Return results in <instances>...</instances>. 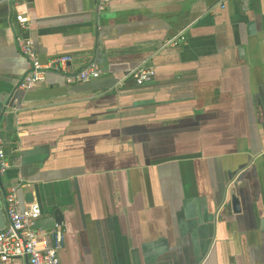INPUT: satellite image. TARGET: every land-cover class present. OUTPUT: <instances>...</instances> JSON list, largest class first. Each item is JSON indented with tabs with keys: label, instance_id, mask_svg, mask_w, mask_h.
Masks as SVG:
<instances>
[{
	"label": "crops",
	"instance_id": "1",
	"mask_svg": "<svg viewBox=\"0 0 264 264\" xmlns=\"http://www.w3.org/2000/svg\"><path fill=\"white\" fill-rule=\"evenodd\" d=\"M19 37L102 73L26 90ZM7 102L6 175L38 227L62 213L61 264H264V0H0Z\"/></svg>",
	"mask_w": 264,
	"mask_h": 264
},
{
	"label": "built area",
	"instance_id": "2",
	"mask_svg": "<svg viewBox=\"0 0 264 264\" xmlns=\"http://www.w3.org/2000/svg\"><path fill=\"white\" fill-rule=\"evenodd\" d=\"M16 19L23 27H29L28 17L23 13L17 14ZM18 46L21 53L28 56L31 61L30 70L21 83L26 90L44 81L49 72L63 75L68 82L87 81L99 77L102 73L99 64L94 61L83 69L70 73L67 69L71 61L70 55H61L42 62L32 38L29 37H19ZM156 74L154 67L146 65H141L130 73L138 85L152 81ZM12 164L6 153L0 149V177L3 183V188L0 187V207L5 219L4 226L0 227V264H61L60 251L65 243V231L60 224L52 229L38 227L37 221L43 215L40 204L36 202L26 203L25 206L21 204L20 182L5 186L3 177Z\"/></svg>",
	"mask_w": 264,
	"mask_h": 264
},
{
	"label": "water",
	"instance_id": "3",
	"mask_svg": "<svg viewBox=\"0 0 264 264\" xmlns=\"http://www.w3.org/2000/svg\"><path fill=\"white\" fill-rule=\"evenodd\" d=\"M250 29L254 31V24H250ZM8 105H9V102H7V104L3 108L2 113H0V124H1V120H2V118L4 116V114H5V111H6L7 107H8ZM0 187L3 188L2 177H0ZM77 192H78V197H79V204H80V211H81L82 220L85 223V215H84L83 206H82V203H81V200H80V194H79L78 187H77ZM26 200L28 202H32L34 200V197H33L32 193H28L27 194ZM232 203H233L234 211L239 212L241 210L240 200H239V198L236 195L232 196ZM56 221H57L58 224H61L62 221H63V215H62V213L60 212L59 209L56 210ZM4 224H5V219H4V216L2 214L1 207H0V227H3ZM263 225H264V221H263Z\"/></svg>",
	"mask_w": 264,
	"mask_h": 264
},
{
	"label": "rangeland",
	"instance_id": "4",
	"mask_svg": "<svg viewBox=\"0 0 264 264\" xmlns=\"http://www.w3.org/2000/svg\"><path fill=\"white\" fill-rule=\"evenodd\" d=\"M7 176H8V175H5V176L3 177V182H4L5 186H9V185L11 184V182L8 181V177H7ZM2 200H3V196H2Z\"/></svg>",
	"mask_w": 264,
	"mask_h": 264
}]
</instances>
